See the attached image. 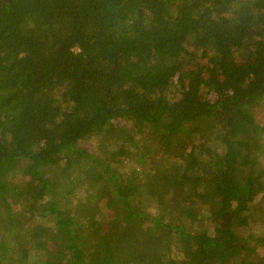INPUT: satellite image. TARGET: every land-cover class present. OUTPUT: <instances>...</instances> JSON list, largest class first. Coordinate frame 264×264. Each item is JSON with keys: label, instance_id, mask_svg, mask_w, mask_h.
Returning <instances> with one entry per match:
<instances>
[{"label": "trees", "instance_id": "16d2710c", "mask_svg": "<svg viewBox=\"0 0 264 264\" xmlns=\"http://www.w3.org/2000/svg\"><path fill=\"white\" fill-rule=\"evenodd\" d=\"M261 248L264 0L0 6V264Z\"/></svg>", "mask_w": 264, "mask_h": 264}, {"label": "rangeland", "instance_id": "374dc122", "mask_svg": "<svg viewBox=\"0 0 264 264\" xmlns=\"http://www.w3.org/2000/svg\"><path fill=\"white\" fill-rule=\"evenodd\" d=\"M85 146H87V147H91L92 146V142H90V141H88V142H85V143H83ZM261 249H263V250H261ZM261 249H259V253H261V254H263L264 253V248H261Z\"/></svg>", "mask_w": 264, "mask_h": 264}, {"label": "water", "instance_id": "95a60500", "mask_svg": "<svg viewBox=\"0 0 264 264\" xmlns=\"http://www.w3.org/2000/svg\"><path fill=\"white\" fill-rule=\"evenodd\" d=\"M13 0H0V6H4L9 2H12Z\"/></svg>", "mask_w": 264, "mask_h": 264}]
</instances>
